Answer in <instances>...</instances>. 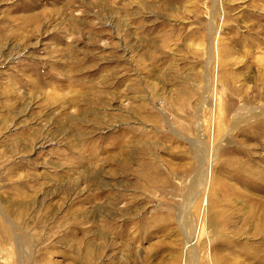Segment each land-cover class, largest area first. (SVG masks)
I'll return each mask as SVG.
<instances>
[{"label":"rangeland","instance_id":"374dc122","mask_svg":"<svg viewBox=\"0 0 264 264\" xmlns=\"http://www.w3.org/2000/svg\"><path fill=\"white\" fill-rule=\"evenodd\" d=\"M0 264H264V0H0Z\"/></svg>","mask_w":264,"mask_h":264}]
</instances>
